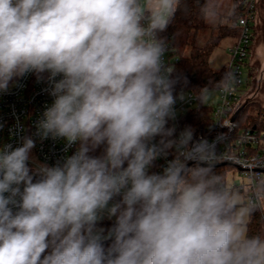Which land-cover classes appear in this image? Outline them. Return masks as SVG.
<instances>
[{"label": "clouds", "instance_id": "clouds-1", "mask_svg": "<svg viewBox=\"0 0 264 264\" xmlns=\"http://www.w3.org/2000/svg\"><path fill=\"white\" fill-rule=\"evenodd\" d=\"M181 4L0 0V92L47 80L35 135L77 146L30 167L32 136L0 145V264H264V233L249 229L264 214V173L250 172L245 192L216 170L226 134L209 141L175 123L187 97L161 34ZM201 13L218 17L211 3ZM238 83L225 71L198 99Z\"/></svg>", "mask_w": 264, "mask_h": 264}, {"label": "built area", "instance_id": "built-area-1", "mask_svg": "<svg viewBox=\"0 0 264 264\" xmlns=\"http://www.w3.org/2000/svg\"><path fill=\"white\" fill-rule=\"evenodd\" d=\"M239 37L228 49L226 70L237 74L239 83L235 90L228 95L218 92V100L212 105L210 117L200 130L195 132L196 137H205L209 141L216 136L226 134V139L220 144L219 160L217 164L233 167L239 170L246 179L242 185L248 191V174L250 172L264 173V104H257L255 121H244V115L251 106L253 82L245 84L244 73L252 80L254 67L252 65L253 46L255 43L258 22L261 13H264V0H240L238 5ZM165 62L176 68L179 58L173 49L167 45ZM246 74V73H245ZM20 87H12L9 92H0V145L11 143L19 146L21 135H30L35 140V147L31 151L29 166L32 161L53 166L62 162L66 155L76 150L73 145L67 153L63 139L51 138L41 140L35 135L36 122L41 117L45 107L50 105L53 97L45 90L49 87L47 80L37 82L34 75H28L19 81ZM184 91L187 97L178 101L176 105L178 131L188 126L186 118L196 110L200 104L198 96L188 90L178 89L176 93ZM228 122L231 127H223ZM171 123V122H170ZM24 131L20 132V126ZM15 133V134H14ZM171 157H169L170 159ZM165 161L158 160L151 171H161Z\"/></svg>", "mask_w": 264, "mask_h": 264}, {"label": "trees", "instance_id": "trees-1", "mask_svg": "<svg viewBox=\"0 0 264 264\" xmlns=\"http://www.w3.org/2000/svg\"><path fill=\"white\" fill-rule=\"evenodd\" d=\"M233 10L227 17V24L219 23L203 45L197 44L199 32L206 28V19L201 13V8L206 3H211L216 10L219 7L220 0H182L180 9L177 11L175 19L168 29L161 35L165 38L166 44L173 49V53L179 58V62L175 68L174 76L180 77V81L176 86V90L184 89L194 92L199 96L200 89L208 87L210 90L219 81L226 70L215 71L210 64L213 51L219 46L222 40L231 38L234 42L239 37L238 28V5L240 0H232ZM184 79L187 84H184ZM257 105L249 106L244 121H255V113ZM212 106L199 104L198 108L186 118V123L191 126L195 132L200 130L204 122L209 119ZM101 149H97L93 155H100ZM228 166L217 167V172L222 174L227 180L229 169ZM112 225L110 224L109 227ZM251 234L264 233V214L258 212L249 225ZM107 247L111 241H105Z\"/></svg>", "mask_w": 264, "mask_h": 264}, {"label": "rangeland", "instance_id": "rangeland-1", "mask_svg": "<svg viewBox=\"0 0 264 264\" xmlns=\"http://www.w3.org/2000/svg\"><path fill=\"white\" fill-rule=\"evenodd\" d=\"M234 6L232 0H220L219 7L217 9L218 17L215 21H206V28L199 32V36L197 39L198 45H203L208 37L215 32V27L219 23L227 24V17L232 12ZM234 44V40L231 38H226L221 41L219 46L213 51L210 59L211 67L215 70L223 69L228 61V49L231 45ZM252 65L254 67V77L255 79H250L247 75L248 69H245L244 73V81L245 84H249L253 82L252 94V104H264V13H261L260 20L258 22L257 35L255 39V43L253 46V59ZM218 100V92L214 91L212 93L211 98L208 102L212 105ZM229 169L227 175V181L236 182L238 184H243L246 182V179L240 173L239 170H236L233 167H227ZM115 218L109 220L106 216L103 220H101L98 224L99 227H104L105 229L110 228V224L114 223Z\"/></svg>", "mask_w": 264, "mask_h": 264}, {"label": "water", "instance_id": "water-1", "mask_svg": "<svg viewBox=\"0 0 264 264\" xmlns=\"http://www.w3.org/2000/svg\"><path fill=\"white\" fill-rule=\"evenodd\" d=\"M219 166H222V165H220V164H217V167H219Z\"/></svg>", "mask_w": 264, "mask_h": 264}, {"label": "crops", "instance_id": "crops-1", "mask_svg": "<svg viewBox=\"0 0 264 264\" xmlns=\"http://www.w3.org/2000/svg\"><path fill=\"white\" fill-rule=\"evenodd\" d=\"M253 59V58H252ZM254 73V72H253ZM253 78L255 79V77L253 76Z\"/></svg>", "mask_w": 264, "mask_h": 264}]
</instances>
